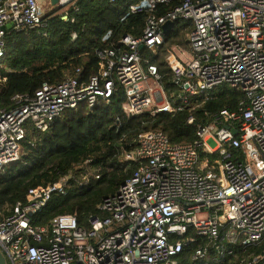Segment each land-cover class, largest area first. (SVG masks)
I'll list each match as a JSON object with an SVG mask.
<instances>
[{"label":"built area","instance_id":"built-area-1","mask_svg":"<svg viewBox=\"0 0 264 264\" xmlns=\"http://www.w3.org/2000/svg\"><path fill=\"white\" fill-rule=\"evenodd\" d=\"M75 1L57 0L52 6L44 0L45 11L42 0H0V57L8 34L42 26L52 11L72 21L68 9H77ZM169 1L130 3V13L147 12L142 34L124 35L122 48L97 51L95 74L44 81L33 94L11 96L12 107L0 109V175L19 159L28 126L43 133L65 110L81 103L92 108L117 86L128 115L180 111L190 98L208 99L221 85L241 90L244 97L197 123L191 142H171L159 129L141 132L136 148L124 154L136 168L86 225L73 214H59L46 225L32 223L73 174L30 188L0 216V249L7 264H177L183 247L199 237L203 243L194 249L193 260L213 264L237 246L264 239V0H184L157 15V6ZM178 19L191 21L192 29L186 35L188 50L172 47L164 54L178 89L168 96L157 66L140 50L156 54L164 43L163 25ZM193 121L189 116L187 123ZM90 161L75 167L79 186L99 176ZM245 264H264V247Z\"/></svg>","mask_w":264,"mask_h":264},{"label":"trees","instance_id":"trees-1","mask_svg":"<svg viewBox=\"0 0 264 264\" xmlns=\"http://www.w3.org/2000/svg\"><path fill=\"white\" fill-rule=\"evenodd\" d=\"M136 1L76 0L77 9H68L72 21H63L52 11L42 26L8 34L0 57V78H5L0 82V109L12 107V95L33 94L44 81L56 83L67 76L87 78L95 74L100 65L97 51L122 48L119 41L124 35L142 34L147 12L128 10V5ZM183 1L161 3L156 14L162 15ZM191 29V21L178 19L156 54L147 48L140 50L143 58L157 66L168 96L178 89L172 85L164 54L172 47L188 50L186 35ZM243 97L241 90L221 85L208 99L190 98L180 111L128 115L121 107L123 91L117 86L110 98H99L92 108L81 103L65 110L43 133L28 126L19 159L0 175V216L10 213L15 202L24 200L30 188L73 174L64 192H53L42 210L33 215L32 223L46 225L59 214H73L80 225H86L87 217L98 213L103 199L113 195L136 168L137 163L125 161L124 154L136 148L135 140L141 132L159 129L171 142H191L197 137V123L210 121L223 107H235ZM189 116L194 118L193 123H187ZM86 158L98 169L99 176L79 186L74 181L75 167ZM201 243L199 237L196 243L183 247L176 256L177 264H197L192 253ZM263 247L264 239L247 248L237 246L234 254L213 264H245Z\"/></svg>","mask_w":264,"mask_h":264},{"label":"water","instance_id":"water-1","mask_svg":"<svg viewBox=\"0 0 264 264\" xmlns=\"http://www.w3.org/2000/svg\"><path fill=\"white\" fill-rule=\"evenodd\" d=\"M56 2H57V0H50V3H51L52 6H54L56 4ZM172 25H173V22H171V21H167L163 25V31H164L165 34L170 30ZM142 47H143L142 44L139 45V49H141ZM232 131H233L234 134H237V131L235 129H232ZM0 264H7L6 258H5L4 254H3V252L1 251V249H0Z\"/></svg>","mask_w":264,"mask_h":264},{"label":"rangeland","instance_id":"rangeland-1","mask_svg":"<svg viewBox=\"0 0 264 264\" xmlns=\"http://www.w3.org/2000/svg\"><path fill=\"white\" fill-rule=\"evenodd\" d=\"M47 1V0H45ZM42 2L44 3V0H42ZM44 7H45V11H48V4L47 3H44ZM180 53V51H178Z\"/></svg>","mask_w":264,"mask_h":264},{"label":"crops","instance_id":"crops-1","mask_svg":"<svg viewBox=\"0 0 264 264\" xmlns=\"http://www.w3.org/2000/svg\"><path fill=\"white\" fill-rule=\"evenodd\" d=\"M180 49V48H179ZM181 50H183V49H181Z\"/></svg>","mask_w":264,"mask_h":264}]
</instances>
